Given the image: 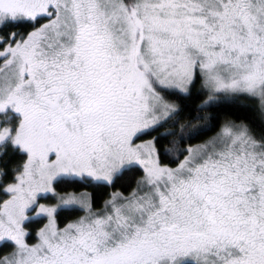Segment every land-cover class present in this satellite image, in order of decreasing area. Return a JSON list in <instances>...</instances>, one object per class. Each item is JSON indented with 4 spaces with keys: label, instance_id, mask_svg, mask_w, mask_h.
<instances>
[{
    "label": "snow or ice",
    "instance_id": "6c2138e0",
    "mask_svg": "<svg viewBox=\"0 0 264 264\" xmlns=\"http://www.w3.org/2000/svg\"><path fill=\"white\" fill-rule=\"evenodd\" d=\"M0 264H264V0H0Z\"/></svg>",
    "mask_w": 264,
    "mask_h": 264
}]
</instances>
